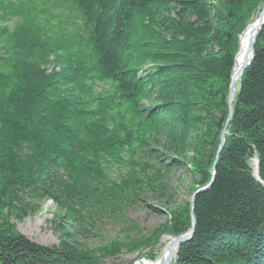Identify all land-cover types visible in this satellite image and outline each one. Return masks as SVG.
<instances>
[{
    "label": "trees",
    "instance_id": "trees-1",
    "mask_svg": "<svg viewBox=\"0 0 264 264\" xmlns=\"http://www.w3.org/2000/svg\"><path fill=\"white\" fill-rule=\"evenodd\" d=\"M263 6L0 0V20L15 19L0 27V264H97L185 234L190 200L168 210L170 197L149 237L129 220L123 239L82 241L146 190L161 199L174 171L192 176L191 196L213 181L172 264H264V26L229 102L240 37ZM46 200L51 246L17 227Z\"/></svg>",
    "mask_w": 264,
    "mask_h": 264
},
{
    "label": "rangeland",
    "instance_id": "rangeland-1",
    "mask_svg": "<svg viewBox=\"0 0 264 264\" xmlns=\"http://www.w3.org/2000/svg\"><path fill=\"white\" fill-rule=\"evenodd\" d=\"M257 14L255 15L254 19L256 18ZM14 21L15 19H12L10 21L0 20V27L9 26V28H12ZM251 23L249 24V26L251 25ZM1 40L2 39H0V58H6V48L2 46ZM219 151L220 149H218V152ZM125 173L126 172L123 171L120 173L116 171L112 175V178L117 180L121 175H124ZM168 179L169 181L167 184V191L161 199H159L158 197H154V195L151 194L150 191L146 190L143 193L141 200H138V202L132 203L125 207L123 215H120L121 213L119 214L118 212H116L112 213L113 215L111 216H100L99 218H97V222L94 223V227L89 228V236L87 238L83 237L82 241L86 243V245H88L90 248L97 250L100 246L108 243L110 240L125 238L128 235L127 229L128 227H130L129 222L131 221H133V223H135L138 228H140V231H142L143 235L147 237L152 235V233L155 232L156 229L162 227L169 219V214L167 212L168 210L173 209L176 205L179 206L189 200L191 203L192 196L189 189L192 183V176H190L189 174H185L184 172L174 171L169 174ZM168 201H170V205L168 204L169 207L168 210H166ZM57 212V206L51 200H46L42 203L39 212L27 217L23 220V222H17V227L30 239L42 245L51 246L58 244L59 234L54 229V226L58 222V220L57 222H53L54 219H56L55 214ZM133 236L134 235H132V237ZM170 237L173 238V240L177 238L171 235L164 234L151 248H146L134 254L119 255L116 258L99 259L97 264H134L141 258L156 260L161 257L164 249L168 245L167 240ZM179 244H176V249L178 248ZM170 264H172V261L170 262Z\"/></svg>",
    "mask_w": 264,
    "mask_h": 264
},
{
    "label": "bare ground",
    "instance_id": "bare-ground-1",
    "mask_svg": "<svg viewBox=\"0 0 264 264\" xmlns=\"http://www.w3.org/2000/svg\"><path fill=\"white\" fill-rule=\"evenodd\" d=\"M256 19H257V16L254 19V21L251 23V25L245 30V32L240 37V47H239V51L236 56L235 67L233 71L234 80L238 79L239 72L242 66L245 65L250 58L249 44L251 40L252 31L256 27V23H255ZM254 171L257 174V165H255ZM167 241H168V245L164 249L160 258L156 260L141 258L137 260L134 264H167L171 262L175 256L176 248H175V245L172 243L173 238L170 237L168 238Z\"/></svg>",
    "mask_w": 264,
    "mask_h": 264
},
{
    "label": "water",
    "instance_id": "water-1",
    "mask_svg": "<svg viewBox=\"0 0 264 264\" xmlns=\"http://www.w3.org/2000/svg\"><path fill=\"white\" fill-rule=\"evenodd\" d=\"M256 23V27L254 28V30L252 31V35H251V40H250V44H249V51H250V58L248 60V62L242 66L240 72H239V77L237 80H234V75L232 74V82H231V86H230V105L232 104L235 96H236V92H237V89L239 87V84L242 80V77H243V73H244V70L248 67V65L250 64V62L252 61V57H253V46H254V42H255V39H256V36L258 35V33L260 32V30L262 29V27L264 26V8L262 9V11H260L258 14H257V19L255 21ZM234 71V70H233ZM225 133H226V130L223 132L222 134V137H221V144H220V150L222 149V147L224 146V142H225ZM214 174V173H213ZM212 181H210V183H208L206 186L202 187V188H199L197 191H195L192 195V198H191V220H192V226L190 228L189 231H187L185 234H183L182 236L180 237H177L173 240V244L176 246V244H179V243H182V242H185L187 240H189L192 235L194 234V229H195V219H194V215H193V205H194V200H195V196L198 192H200L201 190H204L206 188H208L211 184H212ZM167 264H170L167 263Z\"/></svg>",
    "mask_w": 264,
    "mask_h": 264
}]
</instances>
